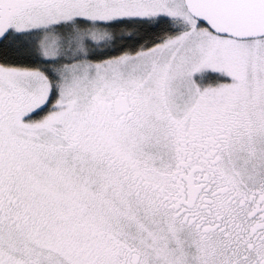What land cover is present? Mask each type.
I'll return each mask as SVG.
<instances>
[{
  "label": "snow or ice",
  "instance_id": "obj_1",
  "mask_svg": "<svg viewBox=\"0 0 264 264\" xmlns=\"http://www.w3.org/2000/svg\"><path fill=\"white\" fill-rule=\"evenodd\" d=\"M0 264H264V0H0Z\"/></svg>",
  "mask_w": 264,
  "mask_h": 264
}]
</instances>
